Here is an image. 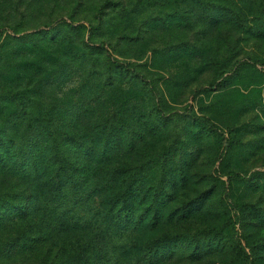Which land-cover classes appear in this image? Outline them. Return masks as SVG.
<instances>
[{"label": "rangeland", "instance_id": "rangeland-1", "mask_svg": "<svg viewBox=\"0 0 264 264\" xmlns=\"http://www.w3.org/2000/svg\"><path fill=\"white\" fill-rule=\"evenodd\" d=\"M6 25L0 118L64 134L82 127L98 152L112 142L122 178L164 194L153 224L111 243L92 207L42 200L41 222V210H59L77 225L51 231L55 251L75 264H145V251L166 239L171 253L159 264H264V0H0ZM107 53L151 87L109 66ZM5 90L23 92L38 111L18 118ZM7 207L0 201V264H38L44 249L10 253L21 226L8 222Z\"/></svg>", "mask_w": 264, "mask_h": 264}, {"label": "trees", "instance_id": "trees-1", "mask_svg": "<svg viewBox=\"0 0 264 264\" xmlns=\"http://www.w3.org/2000/svg\"><path fill=\"white\" fill-rule=\"evenodd\" d=\"M241 11L246 18L245 11ZM10 30V26H0V46ZM103 44L99 43V48ZM105 58L109 66L130 71L141 84L151 87V82L131 69L128 63L117 60L109 53ZM222 85L223 82H218L208 87L220 88ZM1 97L14 108L18 118L34 116L38 111L34 107L35 101L21 91L5 90ZM197 119L208 127H214L206 117ZM44 128H47L46 131ZM73 129L71 133L64 134L62 126L59 128L55 124L22 123L9 117L0 118V187L10 183L7 186L9 192L0 196V201L5 200L9 205L3 213L11 226H21L19 235L10 236V253L44 249L38 255V264H75L55 251L56 243L51 239V231L61 228L70 233L77 225L66 224L67 220L59 218V210H41L44 218L41 222L38 213L42 200L61 208L75 198V205L92 207V218H98L102 232L110 243L114 242V236L122 232H132L141 224H153L157 213H161L158 201L163 202L164 194L148 196L150 189L140 191L138 186L141 182L133 174L122 178L124 172L119 167H113L111 162V141L106 140L103 150L98 152L95 144L87 141V130L78 126ZM133 144L134 141L130 140L129 145ZM97 166L104 169L95 173ZM120 183L125 185L120 186ZM21 184L19 198L16 199L14 189ZM93 197H99L97 206L91 205ZM188 209H191L189 205ZM150 212L152 214L147 216ZM53 220L58 221L53 223ZM165 241L159 239L154 251H145V264H159L166 253H171L163 243Z\"/></svg>", "mask_w": 264, "mask_h": 264}]
</instances>
